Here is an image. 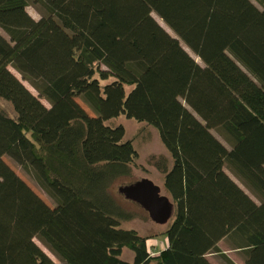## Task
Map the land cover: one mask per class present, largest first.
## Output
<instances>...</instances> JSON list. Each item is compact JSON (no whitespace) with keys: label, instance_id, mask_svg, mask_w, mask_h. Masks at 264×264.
I'll use <instances>...</instances> for the list:
<instances>
[{"label":"trees","instance_id":"1","mask_svg":"<svg viewBox=\"0 0 264 264\" xmlns=\"http://www.w3.org/2000/svg\"><path fill=\"white\" fill-rule=\"evenodd\" d=\"M257 1L0 0V264H57L35 240L62 264H178V251L191 264H206L205 252L235 264L220 241L264 264ZM119 116L165 153L142 166ZM135 172L174 205L157 251L152 235L124 228L140 207L117 188L142 179Z\"/></svg>","mask_w":264,"mask_h":264},{"label":"rangeland","instance_id":"2","mask_svg":"<svg viewBox=\"0 0 264 264\" xmlns=\"http://www.w3.org/2000/svg\"><path fill=\"white\" fill-rule=\"evenodd\" d=\"M251 1L255 5H259V2L257 0H251ZM164 28L168 30L166 26H164ZM7 69L10 71V75H11L10 77L13 80H15L19 86H21L22 88H25L28 92L30 91V93H32L31 96L33 98H35L38 101H41V99L38 97L36 92L30 87V85L27 82L21 79L18 73L12 70L11 67H7ZM19 101L26 102L27 100L22 97L21 99H19ZM42 103L44 104L45 102L42 100ZM4 107L11 113L10 106L7 103H4ZM117 124L123 126L125 130V135H124L125 139H131V138L135 139L132 146L136 150L137 154L140 155L141 157L140 162H142V166H144V160L147 159L148 157L152 155H158L161 153L163 154L165 153L164 149L160 145L159 140L156 137L150 136V138L145 139L143 136L141 137L139 136L138 132L140 130L139 128L142 127L141 124H137L133 120L126 119L124 116H119L117 118ZM3 160L9 166L12 172H14L17 176L19 175L24 180V182L27 185H29L38 194L39 199L41 203L43 204L42 206L45 209L46 207H50L49 202L46 199L45 195L35 187V185L30 181L29 178L25 177L22 171H20V169L17 166H15L13 162L10 161L9 158L7 159L5 157ZM135 173H136L135 177L139 179L140 178L151 179L146 172H135ZM153 182H155V184L160 187V183H158L157 179H155V181L153 180ZM161 193L163 195H166L165 192H161ZM133 213L136 216V218L130 222H127V224H124V228H134L139 234L152 235L153 237L150 238L148 242H146V247H148L150 250L157 251V249H159L158 246L163 238H165L163 246L169 243V240L167 239V237L164 236L165 235L164 232L166 231L167 225L171 223L173 216L171 217L167 225L159 226V225L154 224L149 219L147 213L141 208H139L137 211ZM180 236L185 237V239H189L191 237V234H188L186 232H181ZM35 242L48 255V257H50L52 261L56 262L57 264H62L54 257L52 253L48 251V249L43 244H41L38 240H35ZM218 247L235 264H245L244 259H241V256L236 251L230 249L223 241H220L218 243ZM178 252L180 254V258L178 259V264H191L192 263L193 260L189 259V256H181V251H178ZM203 254H204L203 257L201 258L206 264H219V262H217L216 259H214L210 253L205 252ZM121 258L125 261H131L132 253H130V251L128 250H123Z\"/></svg>","mask_w":264,"mask_h":264},{"label":"water","instance_id":"3","mask_svg":"<svg viewBox=\"0 0 264 264\" xmlns=\"http://www.w3.org/2000/svg\"><path fill=\"white\" fill-rule=\"evenodd\" d=\"M117 192L125 200L138 205L156 225H167L174 214V205L163 195L161 188L153 181L142 178L129 185H122Z\"/></svg>","mask_w":264,"mask_h":264},{"label":"crops","instance_id":"4","mask_svg":"<svg viewBox=\"0 0 264 264\" xmlns=\"http://www.w3.org/2000/svg\"><path fill=\"white\" fill-rule=\"evenodd\" d=\"M158 247H160V248H161L162 246H160V244H159V246H158Z\"/></svg>","mask_w":264,"mask_h":264}]
</instances>
